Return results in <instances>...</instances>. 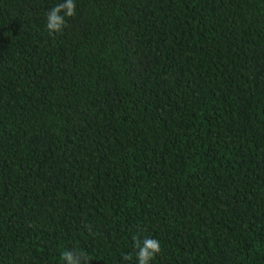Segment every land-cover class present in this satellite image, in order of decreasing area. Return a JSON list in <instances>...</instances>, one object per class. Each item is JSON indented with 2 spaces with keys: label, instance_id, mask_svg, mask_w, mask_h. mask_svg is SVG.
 I'll use <instances>...</instances> for the list:
<instances>
[{
  "label": "trees",
  "instance_id": "16d2710c",
  "mask_svg": "<svg viewBox=\"0 0 264 264\" xmlns=\"http://www.w3.org/2000/svg\"><path fill=\"white\" fill-rule=\"evenodd\" d=\"M61 2L0 0V264H264V0H76L50 35Z\"/></svg>",
  "mask_w": 264,
  "mask_h": 264
},
{
  "label": "clouds",
  "instance_id": "9594fccd",
  "mask_svg": "<svg viewBox=\"0 0 264 264\" xmlns=\"http://www.w3.org/2000/svg\"><path fill=\"white\" fill-rule=\"evenodd\" d=\"M76 0H63V2L53 6L46 14V28L50 35L59 34L67 26V18L76 15ZM91 232V228H89ZM134 247L138 264H151V261L162 251L160 240L152 237H143L142 239L134 236ZM124 260H131V254H125ZM61 260L64 264H89L91 261L88 254L78 250H65L61 253Z\"/></svg>",
  "mask_w": 264,
  "mask_h": 264
}]
</instances>
